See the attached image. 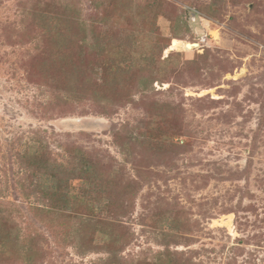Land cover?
Segmentation results:
<instances>
[{
  "label": "rangeland",
  "instance_id": "rangeland-1",
  "mask_svg": "<svg viewBox=\"0 0 264 264\" xmlns=\"http://www.w3.org/2000/svg\"><path fill=\"white\" fill-rule=\"evenodd\" d=\"M0 264H264V0H0Z\"/></svg>",
  "mask_w": 264,
  "mask_h": 264
},
{
  "label": "bare ground",
  "instance_id": "bare-ground-1",
  "mask_svg": "<svg viewBox=\"0 0 264 264\" xmlns=\"http://www.w3.org/2000/svg\"><path fill=\"white\" fill-rule=\"evenodd\" d=\"M179 47H182V48H184V49L187 50V51H191V50H192L193 48H195L196 46H195V45H192V44L184 43V42H182V41H177V40H175V41L173 42V48L178 50Z\"/></svg>",
  "mask_w": 264,
  "mask_h": 264
},
{
  "label": "trees",
  "instance_id": "trees-1",
  "mask_svg": "<svg viewBox=\"0 0 264 264\" xmlns=\"http://www.w3.org/2000/svg\"><path fill=\"white\" fill-rule=\"evenodd\" d=\"M169 56H170V55H169ZM169 56L167 57V59H169ZM152 58H153V52L150 53V60H151V62L153 63ZM167 59L165 58V60H167ZM160 60H161V57H160Z\"/></svg>",
  "mask_w": 264,
  "mask_h": 264
},
{
  "label": "water",
  "instance_id": "water-1",
  "mask_svg": "<svg viewBox=\"0 0 264 264\" xmlns=\"http://www.w3.org/2000/svg\"><path fill=\"white\" fill-rule=\"evenodd\" d=\"M202 32V31H201ZM199 34V33H198ZM199 35H201V34H199ZM196 46V45H195Z\"/></svg>",
  "mask_w": 264,
  "mask_h": 264
}]
</instances>
